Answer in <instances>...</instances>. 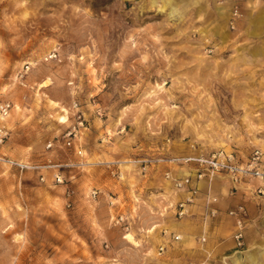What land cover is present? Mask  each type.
<instances>
[{
  "label": "rangeland",
  "instance_id": "rangeland-1",
  "mask_svg": "<svg viewBox=\"0 0 264 264\" xmlns=\"http://www.w3.org/2000/svg\"><path fill=\"white\" fill-rule=\"evenodd\" d=\"M0 100V264H219L165 174L264 150V0H0Z\"/></svg>",
  "mask_w": 264,
  "mask_h": 264
},
{
  "label": "built area",
  "instance_id": "built-area-1",
  "mask_svg": "<svg viewBox=\"0 0 264 264\" xmlns=\"http://www.w3.org/2000/svg\"><path fill=\"white\" fill-rule=\"evenodd\" d=\"M236 15H238L236 13ZM29 69V67H27ZM24 74L21 75V78ZM75 108L78 107L77 104L74 105ZM13 106L10 102L0 100V148L5 144L10 135V130L8 128V118L11 115ZM81 120V125L83 124L82 115L78 116ZM78 128L74 126L72 130L66 135V146L73 147V141L78 136ZM77 154L84 158V150L77 149ZM173 162H183L186 165L195 163V177L189 174L185 177L178 178L174 176L171 172H167L166 178L170 179L173 183L174 190L181 194L182 197L176 205V216L179 219L189 217L192 215L191 207L195 204V201L201 194L199 187L196 185L199 182L205 180L206 178H216L221 177L227 180L233 187L232 193L237 190L240 184L247 183L251 180H258L264 186V150L262 148L254 149L250 155L243 157L237 154L234 150L222 149L210 157H188L183 159H176ZM0 164L8 166L9 168H15L20 171L28 169H36L37 167H32L24 162H19L16 160L9 159L0 154ZM110 168L111 165H108ZM148 165H144L142 168L146 171ZM115 173V172H114ZM116 175V173H115ZM119 178H123L122 172H118ZM44 180V179H42ZM54 180L58 184H63L64 180L60 174H55ZM258 195H264V189L259 188L255 190ZM72 192L69 191L68 195L71 196ZM93 199L99 197V191L95 190L91 193ZM206 208L209 218L215 219L219 215V208L217 206L218 199L214 196L208 194L206 196ZM117 202L111 198L110 205L112 207L116 206ZM228 216L232 218L235 222V232L233 234L234 242L237 248L242 249L246 245V230L248 226V210L246 205H239L234 209L228 211ZM116 224L121 225L123 230L128 232L130 229L129 224L126 222L124 216L119 215L117 217ZM182 240V236L179 234H170L169 241L161 243L158 247V254L162 255L165 253L168 245L171 242H179ZM201 242H206V238H201Z\"/></svg>",
  "mask_w": 264,
  "mask_h": 264
},
{
  "label": "crops",
  "instance_id": "crops-1",
  "mask_svg": "<svg viewBox=\"0 0 264 264\" xmlns=\"http://www.w3.org/2000/svg\"><path fill=\"white\" fill-rule=\"evenodd\" d=\"M195 169H181L176 175L178 178L189 174L195 177ZM196 185L201 194L191 207L192 214L197 217L192 224L201 232L204 230L207 260H217L219 264H264V195L255 193L259 188L264 189L260 181L240 184L234 193L232 185L221 177L206 178ZM208 194L218 199L219 215L215 219L209 218L207 213L205 199ZM242 204L248 210V226L246 245L239 249L233 239L235 222L227 213Z\"/></svg>",
  "mask_w": 264,
  "mask_h": 264
},
{
  "label": "bare ground",
  "instance_id": "bare-ground-1",
  "mask_svg": "<svg viewBox=\"0 0 264 264\" xmlns=\"http://www.w3.org/2000/svg\"><path fill=\"white\" fill-rule=\"evenodd\" d=\"M161 10H163V8H161ZM219 12H220V14L221 15H225L226 14V10H225V8L223 7V8H220L219 9ZM228 15V14H227ZM233 25V24H232ZM63 122H65L66 121V117H62V119H61ZM128 237L131 239V240H133V237H132V235H128Z\"/></svg>",
  "mask_w": 264,
  "mask_h": 264
}]
</instances>
